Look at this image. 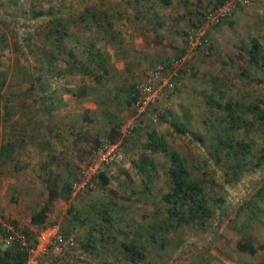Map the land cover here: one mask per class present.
<instances>
[{
    "label": "rangeland",
    "instance_id": "1",
    "mask_svg": "<svg viewBox=\"0 0 264 264\" xmlns=\"http://www.w3.org/2000/svg\"><path fill=\"white\" fill-rule=\"evenodd\" d=\"M230 1L0 0L3 221L34 229L54 189L43 225L75 236L67 264H264V167L254 171L264 154V66L249 55L258 44L264 59V0L209 29L210 55L185 64L158 122L147 116L119 132L134 116L126 91L184 55L204 9ZM151 135L201 184L204 221L182 209L169 216L171 159L147 147ZM111 136L124 160L106 171L109 184L74 194L92 150ZM249 244L254 254L239 250Z\"/></svg>",
    "mask_w": 264,
    "mask_h": 264
},
{
    "label": "built area",
    "instance_id": "2",
    "mask_svg": "<svg viewBox=\"0 0 264 264\" xmlns=\"http://www.w3.org/2000/svg\"><path fill=\"white\" fill-rule=\"evenodd\" d=\"M256 0H231L223 6L203 10L200 23L189 31L184 55L178 59L158 64L138 85L134 95L133 120L126 127L119 129L122 138L135 130L134 121L151 117L158 122L157 108L160 103L176 93L179 88L178 78L183 75L185 64L199 56L207 57L212 45L208 36L210 28L217 27L237 10L238 7H249ZM124 160L122 142L112 139H101L92 150L88 163L80 170L79 180L72 185L74 194L91 190L100 174ZM0 228L5 233L3 241L6 246L17 245L27 254L25 264H45L51 257H56L58 264H67L70 253L78 246L75 236L66 234L58 224L44 225L30 230V235L19 231L14 225L5 223L0 216Z\"/></svg>",
    "mask_w": 264,
    "mask_h": 264
},
{
    "label": "trees",
    "instance_id": "3",
    "mask_svg": "<svg viewBox=\"0 0 264 264\" xmlns=\"http://www.w3.org/2000/svg\"><path fill=\"white\" fill-rule=\"evenodd\" d=\"M166 1L168 2V0ZM38 15L46 17V13H43V12L38 13ZM249 55H250V63L252 65L256 67L264 66V59L261 56L260 46L258 44H254L252 46L251 51L249 52ZM98 68L101 70H105V62L102 59L99 60ZM138 85L139 84H135L134 86L130 87L128 91H126L128 97L130 98L128 102L130 106L132 107L134 103V95L137 91ZM233 120L235 121V119ZM175 127H177L180 130L178 126H175ZM113 132H116V130L114 129ZM111 138L113 139L112 136ZM196 138L197 140L202 142V139L200 137L197 136ZM147 147L153 152H163L167 154L171 159V168L169 170V176H170L173 187H172V191L170 194L163 196L164 201L171 206L169 208V216L173 219L176 218V216L180 213L179 210L182 209L183 212L186 211L185 213L189 214L191 220H194L196 222L198 220L204 221V219L209 216L211 211L204 202L203 188L200 183L192 181L189 178L188 170L182 158L176 152L169 150L168 145L164 139L157 138L154 135L150 136V141ZM262 167H264V154L259 159L257 165L254 168V171H257L258 169ZM98 181H100V184L103 187H106L110 182L105 174H100L98 176ZM55 195H56V191L54 189H51L48 203L39 213H37L33 217L32 223L33 225H35V228L44 226L43 225L44 220L50 211V207L52 205ZM253 196L258 197L260 196V193H255ZM239 210L241 211V208ZM103 218L104 220L108 222L110 221V219L108 218L106 214L103 215ZM21 232H24L27 235H30V230L21 231ZM4 236H5V233L0 228L1 243H5L3 241ZM204 245H205V242L202 243L203 247ZM202 246H199V250L197 251L200 252V250L203 249ZM239 250L241 252H249L250 254H254L256 252V249L254 245L252 244L239 245ZM198 254L199 253H197L196 255ZM26 260H27V254L25 252H22L18 248L17 245H13L9 247L6 246L5 250H3L0 247V264H25Z\"/></svg>",
    "mask_w": 264,
    "mask_h": 264
},
{
    "label": "crops",
    "instance_id": "4",
    "mask_svg": "<svg viewBox=\"0 0 264 264\" xmlns=\"http://www.w3.org/2000/svg\"><path fill=\"white\" fill-rule=\"evenodd\" d=\"M162 58V57H161ZM163 61H165V60H163ZM163 61H161V62H163ZM166 62V61H165ZM0 244H1V239H0Z\"/></svg>",
    "mask_w": 264,
    "mask_h": 264
}]
</instances>
